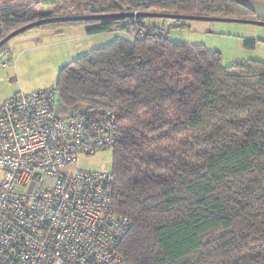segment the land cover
<instances>
[{"label":"trees","instance_id":"obj_1","mask_svg":"<svg viewBox=\"0 0 264 264\" xmlns=\"http://www.w3.org/2000/svg\"><path fill=\"white\" fill-rule=\"evenodd\" d=\"M250 1L264 2L22 0L0 5V39L55 16L243 18L255 15ZM174 21L180 20L161 26L143 17H107L34 28L86 25L92 35L126 22L121 28L131 32L64 64L53 86L67 109L105 108L117 119L110 169L113 210L131 222L117 247L124 262L264 264V62L224 66L218 51L172 41ZM137 26L166 34L142 37Z\"/></svg>","mask_w":264,"mask_h":264},{"label":"built area","instance_id":"obj_2","mask_svg":"<svg viewBox=\"0 0 264 264\" xmlns=\"http://www.w3.org/2000/svg\"><path fill=\"white\" fill-rule=\"evenodd\" d=\"M56 98L50 87L0 103V264H126L117 247L131 222L113 210L111 169L65 170L112 148L117 119L94 107L60 116Z\"/></svg>","mask_w":264,"mask_h":264},{"label":"rangeland","instance_id":"obj_3","mask_svg":"<svg viewBox=\"0 0 264 264\" xmlns=\"http://www.w3.org/2000/svg\"><path fill=\"white\" fill-rule=\"evenodd\" d=\"M8 2H14V0H0V4ZM247 3L250 4V2ZM251 3L256 15L264 16V2L252 1ZM256 15L243 16V18L258 19ZM161 21L160 18H146L147 24L151 25ZM124 23L126 22L118 24L112 31L92 36L86 40L80 38L78 35L80 33H69L71 36H64L67 35L64 34L62 37L50 32L40 34L41 32H38L42 31L40 28L28 29L10 38L3 45L6 52H0L7 53L6 59L11 57L10 63H6V59L0 62V103L19 90L30 93L53 87L58 72L64 64L87 54L93 48L107 45L118 36L130 38L127 34L132 36L131 32L127 28L125 30L121 28L126 27ZM83 32L85 36V30ZM169 37L172 41L202 44L210 50L218 51L224 66L231 63L233 59L238 61L250 60V58L260 61L264 59V26L256 24L215 20H180L171 24ZM63 38L70 42H61L60 39ZM251 41L254 42L253 47L245 46L246 42ZM3 63L5 64L2 65ZM57 105L58 114L63 115L68 112L65 106L60 103ZM112 154V149L109 148L97 151L90 156L81 155L77 163L71 164L65 170L68 172L76 168L98 170L101 165L110 168Z\"/></svg>","mask_w":264,"mask_h":264},{"label":"water","instance_id":"obj_4","mask_svg":"<svg viewBox=\"0 0 264 264\" xmlns=\"http://www.w3.org/2000/svg\"><path fill=\"white\" fill-rule=\"evenodd\" d=\"M143 17V18H164L169 20H215L223 22H240V23H250L260 26H264V21L259 19H245L239 17H212L204 15H184V14H167L158 12H123L118 14H92V15H72V16H55L40 18L33 22L27 23L12 32L8 33L0 39V48L12 37L34 27H39L51 23H63V22H73V21H92L99 20L107 17ZM1 34V28H0Z\"/></svg>","mask_w":264,"mask_h":264},{"label":"crops","instance_id":"obj_5","mask_svg":"<svg viewBox=\"0 0 264 264\" xmlns=\"http://www.w3.org/2000/svg\"><path fill=\"white\" fill-rule=\"evenodd\" d=\"M19 1H22V0H14V2H19ZM24 1V0H23ZM32 1H37V0H32ZM38 1H41V0H38ZM252 1H250V6L251 7H253L252 6V3H251ZM253 2H255V1H253ZM9 3V2H8ZM0 5H2V4H0ZM40 6H43L44 8H41L42 10H48L49 9V7L48 6H44V5H42V4H39ZM253 9V8H252ZM255 11V10H254ZM255 15H256V11H255ZM257 16V15H256ZM258 17V19L259 20H263L264 21V16H257ZM170 23V20H165V21H161V22H158V23H154V24H152V25H167V24H169ZM87 27L88 26H83V27H60V28H54V29H40V30H42V31H38V32H41L40 34H44V32H50L51 34H58L59 36H63L64 34H67V35H64V36H71V34H69V33H80V34H78V35H80V38H83V39H89L90 37H92V36H96V35H103V34H105V33H107V32H104V33H100V34H88L87 32H86V29H87ZM82 28V29H81ZM84 28V29H83ZM85 30V36H84V31ZM38 34V33H37ZM37 34H36V36H37ZM39 35V34H38ZM64 39L66 40L65 42H64ZM60 41L61 42H63V43H69L70 41H68L66 38H63V39H60ZM261 41V40H260ZM263 44H264V41H263ZM10 59H11V57H10ZM250 60H256V59H254V58H250ZM242 62L243 61H246L245 59H242L241 60ZM261 61H263L264 62V59H262ZM236 62H238V60H231V63H229L228 65H225V66H229V65H231V64H234V63H236ZM222 63V62H221ZM60 115V114H59ZM60 116H66V113L64 114L63 113V115H60Z\"/></svg>","mask_w":264,"mask_h":264}]
</instances>
